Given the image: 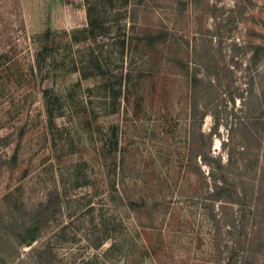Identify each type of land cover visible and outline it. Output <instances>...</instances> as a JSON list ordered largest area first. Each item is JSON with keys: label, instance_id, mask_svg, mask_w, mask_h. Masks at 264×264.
I'll use <instances>...</instances> for the list:
<instances>
[{"label": "rangeland", "instance_id": "1", "mask_svg": "<svg viewBox=\"0 0 264 264\" xmlns=\"http://www.w3.org/2000/svg\"><path fill=\"white\" fill-rule=\"evenodd\" d=\"M0 0V264H264V0Z\"/></svg>", "mask_w": 264, "mask_h": 264}, {"label": "trees", "instance_id": "2", "mask_svg": "<svg viewBox=\"0 0 264 264\" xmlns=\"http://www.w3.org/2000/svg\"><path fill=\"white\" fill-rule=\"evenodd\" d=\"M91 2L92 1H90V0H85V2H84V5H85L84 6L85 7V16L87 18V23H86V26L84 27V29H82V31L86 32L89 37L92 36L91 34H93V30H94L92 24L90 23L91 13L94 11L95 6H96V4L94 6L93 5L94 3H91ZM135 2L139 3V4H141V3L145 4V1H143V0H135ZM247 264H250V262L247 263Z\"/></svg>", "mask_w": 264, "mask_h": 264}]
</instances>
